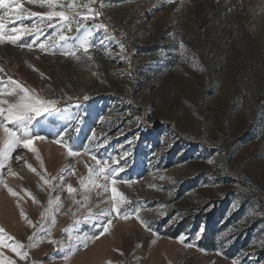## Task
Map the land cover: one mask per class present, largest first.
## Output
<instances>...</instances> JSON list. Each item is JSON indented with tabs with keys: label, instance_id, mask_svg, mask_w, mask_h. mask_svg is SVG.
Listing matches in <instances>:
<instances>
[{
	"label": "rangeland",
	"instance_id": "obj_1",
	"mask_svg": "<svg viewBox=\"0 0 264 264\" xmlns=\"http://www.w3.org/2000/svg\"><path fill=\"white\" fill-rule=\"evenodd\" d=\"M219 1L198 8L196 0H96L92 7L103 13L97 23L107 32L94 30V47L76 56L63 55L84 35L75 25H42L38 38L0 45V90L11 76L58 109L31 125L45 137L35 141L36 152L20 147L0 157V259L264 264V0H226L215 9ZM61 34L67 41L39 49ZM28 43L32 49L19 46ZM69 147L80 154L70 156ZM100 166L108 180L97 175ZM112 178L127 198L122 211L140 209L151 230L134 215L113 213L101 234L106 218L99 214L113 206ZM68 184L77 191L69 194ZM105 184L107 192L96 187ZM9 238L24 244L26 259Z\"/></svg>",
	"mask_w": 264,
	"mask_h": 264
},
{
	"label": "snow or ice",
	"instance_id": "obj_2",
	"mask_svg": "<svg viewBox=\"0 0 264 264\" xmlns=\"http://www.w3.org/2000/svg\"><path fill=\"white\" fill-rule=\"evenodd\" d=\"M172 2V0H169ZM29 4H38L41 8H46V12H33L25 9L24 4L21 3V0H0V45L10 44L17 45L18 42L25 35L36 34L37 38L41 34V26L46 25L48 28L54 30L63 31L64 29L71 30L72 26L75 25L77 31L81 28H84V35L82 38L77 37L78 45L73 48H68L63 52L65 56H76L77 52L82 49L85 53H88L90 48L94 47V44L89 42V38L93 37L94 30L107 32L108 25L105 23H97L98 18L103 14L98 9L92 7L96 3V0H86L83 4H78L77 0H69L68 3H63L61 0H27ZM33 17L39 18L38 23H34L31 26L25 25L24 21ZM92 21L91 26L85 27L86 22ZM7 22V23H6ZM59 25V29H57ZM68 37L61 34L59 35V40H54L53 36L49 35L46 40L38 45L39 49L43 51H49L55 49L60 41H67ZM52 41V44L48 46V42ZM102 44L103 41L101 40ZM20 47H26L32 49L33 44H20ZM47 46V47H46ZM120 51H124V46L121 44ZM0 72H3V69L0 68ZM4 78L0 76V84L3 83ZM9 82L5 85L3 90H0V132L3 134L4 147L0 150V157L4 160L9 159L8 153L13 150L22 147L25 150L36 152L35 147L36 140H44L45 137L41 135H34L31 131V125L38 117H42L46 114H53L58 111L56 108L57 101L54 100H45L39 98L32 90L28 87L21 84L18 80L12 79L11 76L7 77ZM87 99V97H85ZM63 111V110H61ZM9 125H17L16 128L10 127ZM93 135H95L93 133ZM56 143H61V140L58 139ZM70 156H78L79 151H75L69 147L68 149ZM87 151V149H85ZM25 158L21 155L16 156V160H24ZM93 159H96L93 156ZM26 162V161H25ZM98 165L100 161L97 162ZM3 165L0 164V167ZM27 167L35 171L32 168L31 164H28ZM8 174L15 176L16 173L12 171L11 166H8ZM90 172H96L95 168L89 170ZM120 171H123V168L113 169L112 173L109 175L115 176ZM106 168L103 166L99 167L97 175H104ZM41 179L45 184H48L49 181L41 176ZM91 179V177H90ZM104 179L108 180V175H104ZM110 187L111 200L113 206L107 211H102L99 215L105 217L100 223L101 234L107 233L109 228L112 225L113 213L119 216L122 219H128L130 216H135V219L139 221L145 228L151 230L146 221L142 219L139 215L140 209H134L133 212L122 211V202H127L125 194L118 190L116 187L118 181L115 178H112ZM7 187V185H5ZM87 187V185H85ZM96 187H103L104 191L109 190V185L105 184L103 186L96 185ZM8 191L12 195H17L11 188H8ZM76 188L72 184L67 185V192L69 194L75 193ZM32 195L30 192L28 193ZM35 200V197H32ZM87 197H85V200ZM82 203V202H78ZM25 219L27 217L25 216ZM29 220V225H31ZM203 231V230H201ZM3 230H0V247H3L4 237ZM11 243L9 248L16 252L21 259H26L28 253L22 251L24 244L16 242L14 238H9ZM29 240H32V237H29ZM55 243V241H50ZM183 243V238L181 239ZM264 245V241L261 242ZM191 243L188 244V247H192ZM3 256V253H0V257ZM67 258V257H65ZM0 264H15L11 259H0Z\"/></svg>",
	"mask_w": 264,
	"mask_h": 264
},
{
	"label": "trees",
	"instance_id": "obj_3",
	"mask_svg": "<svg viewBox=\"0 0 264 264\" xmlns=\"http://www.w3.org/2000/svg\"><path fill=\"white\" fill-rule=\"evenodd\" d=\"M197 2H196V5H197V7L198 8H203V6L205 5V4H209V3H212L213 4V0H196ZM226 2V0H220L219 1V4H214L213 6H214V8L215 9H218V8H220V7H222L223 5H224V3ZM218 5V6H217ZM222 9V8H221ZM220 12V11H219Z\"/></svg>",
	"mask_w": 264,
	"mask_h": 264
}]
</instances>
